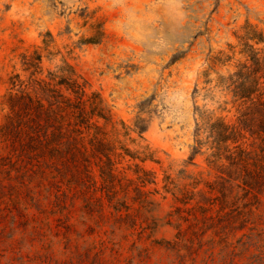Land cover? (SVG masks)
<instances>
[{"label":"rangeland","instance_id":"obj_1","mask_svg":"<svg viewBox=\"0 0 264 264\" xmlns=\"http://www.w3.org/2000/svg\"><path fill=\"white\" fill-rule=\"evenodd\" d=\"M249 25L264 33V0H0V125L11 76L68 63L112 153L94 157L82 127L77 168L32 171L0 133V264H264V195L198 202L208 145L190 158L201 111L236 120L223 82Z\"/></svg>","mask_w":264,"mask_h":264},{"label":"trees","instance_id":"obj_2","mask_svg":"<svg viewBox=\"0 0 264 264\" xmlns=\"http://www.w3.org/2000/svg\"><path fill=\"white\" fill-rule=\"evenodd\" d=\"M238 47L243 59L223 82L232 95L236 120L231 124L222 117L212 120L209 112L201 111V123L197 122L196 131L200 134L203 129L205 138L197 139V147L190 155L191 158L203 144L208 145L211 151L208 175L212 179L204 183L206 190L199 191L207 196L198 202L218 201L222 208L231 203V198L238 197L239 192L255 199L264 195V33L247 26L239 36ZM35 58L39 59L40 55ZM28 64L34 65L32 59ZM10 79L12 87L4 95L8 111L0 133L9 142L12 154L25 157L32 171L50 169L64 173L77 168L76 163H67L69 158L65 156L82 152L77 145L84 137L82 127L93 129L90 139L94 157L111 160L105 134L94 123L98 119L105 123L110 120L102 99L95 93L86 94L85 83L72 65L64 63L58 73L49 71L47 79L33 77L24 82L19 74ZM93 116L96 119L91 121ZM136 128L140 133L146 129L138 125ZM31 156L41 159L34 163ZM55 158L59 159L58 164L48 162ZM100 171L103 177L113 176L112 167L107 170L100 167ZM182 219L183 216L178 217Z\"/></svg>","mask_w":264,"mask_h":264}]
</instances>
